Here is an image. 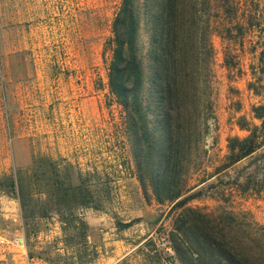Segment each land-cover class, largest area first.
<instances>
[{"label":"rangeland","instance_id":"1","mask_svg":"<svg viewBox=\"0 0 264 264\" xmlns=\"http://www.w3.org/2000/svg\"><path fill=\"white\" fill-rule=\"evenodd\" d=\"M258 1L262 7L264 0ZM121 2L0 0V179L19 175L35 179L45 172L44 179L50 180L51 172L60 168L61 176L70 175L72 184L78 183L79 172L91 186L93 204L66 212L89 225L79 247L87 252L84 262L64 242L60 212L37 222L36 249L52 247L51 256H61L59 264H179L168 241L174 215L168 216L170 206L159 205L154 196L147 202L136 177L125 114L108 88L112 25ZM244 33L237 41L218 34L212 38L218 127L206 142L209 154L203 169L208 173L227 155L228 138L248 135L238 126L240 118L260 123L252 108L264 103L260 62L264 30ZM140 40L146 48L149 35L143 28ZM248 162L209 180L205 187L215 186L190 206L214 217L223 212L242 217L240 228L249 233L264 227L262 198L242 195L232 183ZM203 176L193 170L190 184L196 185ZM5 191L0 192V228L26 237L20 202ZM147 240L153 244L145 251ZM117 241L130 250L138 247L114 262Z\"/></svg>","mask_w":264,"mask_h":264},{"label":"trees","instance_id":"2","mask_svg":"<svg viewBox=\"0 0 264 264\" xmlns=\"http://www.w3.org/2000/svg\"><path fill=\"white\" fill-rule=\"evenodd\" d=\"M263 10L258 0H122L113 21L109 92L125 114L136 177L147 202L154 196L159 205L170 206L168 216L174 215L168 241L179 264H264V227L256 224L257 231L251 228L249 233L240 228L242 217L227 212L214 217L190 206L214 185L204 184L246 160L232 183L242 195L251 193L264 201V103L252 108L260 123L240 118L238 126L248 135L228 138L221 165L210 173L203 169L207 139L218 127L212 38L218 34L237 41L246 30L262 34ZM142 28L149 35L146 48L140 40ZM261 54L264 74V51ZM229 62L226 58L230 67ZM253 86L250 83L249 89ZM193 170L204 173L196 185L188 178ZM76 174L75 185L70 175L61 176L60 168L51 172L50 180L44 179L45 172L35 179H0V192L7 190L20 202L31 256L59 264L61 256L52 257V247L37 250L33 241L38 220L58 211L65 244L84 262L87 252L79 247L89 225L66 212L89 208L93 195L88 179ZM149 242L146 249L153 244Z\"/></svg>","mask_w":264,"mask_h":264},{"label":"built area","instance_id":"3","mask_svg":"<svg viewBox=\"0 0 264 264\" xmlns=\"http://www.w3.org/2000/svg\"><path fill=\"white\" fill-rule=\"evenodd\" d=\"M0 264H54L38 255L31 256L26 237L0 228ZM63 264V263H62Z\"/></svg>","mask_w":264,"mask_h":264},{"label":"crops","instance_id":"4","mask_svg":"<svg viewBox=\"0 0 264 264\" xmlns=\"http://www.w3.org/2000/svg\"><path fill=\"white\" fill-rule=\"evenodd\" d=\"M101 220L98 221V224H100ZM148 239H150V238H148ZM113 245H114V247H113L114 250L112 251V253H113L114 256L112 257L111 260H114V262H121V260H123L124 258H126L131 252H134L136 250V248L138 247V246H135V247H133V249L130 250L129 246L125 248V245H124L123 241L113 242ZM144 249H145V251H148V249H146V248H144ZM122 250L126 254H123L122 253L123 252Z\"/></svg>","mask_w":264,"mask_h":264}]
</instances>
